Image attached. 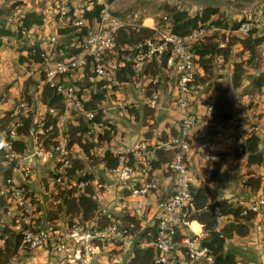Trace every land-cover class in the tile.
Masks as SVG:
<instances>
[{"label": "rangeland", "instance_id": "obj_1", "mask_svg": "<svg viewBox=\"0 0 264 264\" xmlns=\"http://www.w3.org/2000/svg\"><path fill=\"white\" fill-rule=\"evenodd\" d=\"M217 1L218 0H216V2ZM15 2L19 3L18 6L10 8ZM207 2L208 0H113L111 3L109 0H0V11L5 8H10V11L0 14V21L12 30H16L19 18L27 11L35 10L45 16L44 24L41 26H34L31 32L25 34L24 39H17L16 36L5 38L3 46L0 47V115L5 111H13L17 108L19 102L25 99L31 106L29 114L32 113L33 118H36L38 121L37 125L40 124L37 128H43L45 114L48 112L47 105L42 99L43 87L47 81V70L53 68L55 62L62 60L67 56H71L70 53L73 52V50L78 49V47H76L78 39H73L70 37V34L65 35L60 33V28H62L69 20V14L72 10L76 9V12L80 14L81 10L92 9L95 3L103 4L104 6L107 4L109 11L112 14L120 16L122 19H126L129 22L138 23L145 18H152L156 23L165 25V17L168 15V7L187 10L192 16H194L202 10ZM218 7L223 10L222 7ZM250 10L253 11L252 19L250 20L258 27V13H256L255 8ZM224 13L227 16V12L224 11ZM243 17H246V13L238 17L227 16L228 20L232 22L238 21ZM101 22V18L99 20L96 19L90 23V27L97 29L98 26L100 27ZM150 23L151 21H147V24ZM258 28L260 29V27ZM214 31V29L208 30L205 35L201 36L199 41L203 42L205 36ZM238 34L243 36L245 35V32L244 30H239ZM52 36H56L57 39L53 41L51 39ZM157 39L158 35L155 33L154 40L152 41L156 42ZM32 42L41 45L45 52V56L49 58V63L38 64L27 60L24 62L19 60L21 55L26 56L27 54L25 51L21 52L23 46L26 43ZM131 48L132 47L127 46L122 48L117 47L115 50L108 52L105 55V61L107 65L110 66L109 68L116 70L111 67L115 66L116 68L121 69L124 64L126 66L128 62H133L136 53L132 54L135 52V49L130 51ZM124 49H128V51L126 52ZM192 50L194 51L195 47H193ZM261 50L263 59L258 64V67H253L248 64L244 65L243 79L240 86H236L233 82L234 62L236 60H245L247 56L243 53L240 54V52H242V47L236 44L233 45V55L229 58L227 63H222V59H220L219 56L214 58L213 74H211L210 77L206 75L203 70L201 71L200 69H197L198 73L196 80L193 83V91L194 95H196L194 104H196L197 107H203V105L209 102V100H216V86L219 83H222L223 88H226L227 90V96L234 104L235 117L232 119L230 125H225V123H223V126L232 127L240 123L249 124L256 129L258 136L262 139V150L264 151V86L260 91H254L256 90L255 84L259 76H264L263 46L261 47ZM167 68L168 66L165 67V69ZM120 69H117V72ZM164 70L162 71V74L159 75V82L157 84L161 83V78L163 80L171 78L169 77L170 75H166L167 73ZM171 70L174 69L172 68ZM135 74L136 73L134 72L133 75L129 76L128 80L120 85L119 90L113 88V92L108 93V98L106 97L107 99L105 101L107 109L105 111V116H108L106 120H109L115 125V133H117L118 127L122 129L121 142L127 140L126 142L129 143V148H131L128 151L118 152V154L124 155L123 159L121 157L122 161L125 163L128 152L136 153L135 151H138L139 159H135L133 165L129 166L132 168L135 166V168L141 172L145 170L147 165H149V159L155 158L156 150L161 148L166 149V146L162 143L163 141H158L157 136H161L163 132H169L171 136L172 134L177 135L180 131L181 120L176 113L173 114L167 109L166 113L165 111L161 113L160 109L163 107L161 100L160 109H155V113L158 111L157 115L150 114L149 111L145 110L144 107L147 106H144L145 92L149 89L151 90V88H156L157 85L150 81L148 75L136 76ZM56 80L64 83H71L78 88H80L79 86H81V84H84V87L81 86L80 88V94L83 95V93H88V95L91 96L95 91H99L98 87H95L99 82H110L104 79L99 80L93 70V65L91 64L81 70L78 69L74 72L70 71L65 74H57ZM138 84L140 85L138 86ZM141 88H143L145 92L140 91ZM251 92L256 93L252 94ZM120 108H122V110H120ZM68 114L69 115L66 113L61 118L59 117L58 120V122H61V125L64 124L66 126L67 131L70 124L77 123V118L83 117L77 115L78 111L74 107L69 108ZM195 114L197 115V111ZM34 124L36 125V123ZM196 125H202L204 133L208 130L207 134L210 135L219 132L217 126L213 124L212 120L201 119L200 122L195 123V126ZM143 131H147L145 135ZM92 132L94 136H96L100 131L94 128ZM58 134H60L59 130L54 129L53 127V129L44 131V134H40V138L42 139L41 141L44 146L49 148L56 142L54 137ZM96 137H98V135ZM199 138L200 137H194V140L197 141ZM212 141V137L207 139L206 135L201 142L205 145L208 143L211 145V143L213 144L216 142ZM27 148H30V146ZM206 148L208 149V145ZM213 149L214 148H212V150ZM102 150V144L98 145V147L93 150L94 156L96 155L94 157L96 158L95 160H98L100 156H102ZM73 151L78 162L75 164L73 170L70 171L66 184H55L49 180L51 175L49 165L38 163L36 166L32 167V173L30 178H28L26 186L28 189L33 190L41 200V205L39 203L40 201L38 202L39 211H37L35 216L28 217L18 214L15 209L11 208L12 204L10 202L6 199H0V236L4 234V228L6 227L14 233L12 237L10 234L6 237L15 239L17 233L24 236L18 248L14 247L12 249L15 253L8 264H69L66 256L55 252L52 240H48L42 247H35L32 246L33 236H36L42 229L48 230L49 232L56 229L65 230L67 229V225H72L73 223L81 224L86 227L93 225L91 221L80 220L77 215H75V217L67 215L65 212L66 206L63 203L61 195L64 191L69 189H72L75 193L83 192L85 188L84 186H79V178L84 172H91L94 174L95 180L92 181L93 185L98 189L101 188V190L106 189L110 185L109 180L112 175L108 174V170L105 169V166H103L101 161L93 164V159H89L80 146H73ZM210 152L212 151L210 150ZM243 152L235 150L232 156L222 160V162L215 163L214 167L210 164L203 167V172L212 169L210 180L213 181L212 193L214 200L216 198H228L233 202L241 203V201H247L248 203H251L257 202V200L264 195V162L262 164L250 166L247 162V156L244 155ZM172 154L173 152L171 151V155ZM165 166L168 170V165ZM135 168L133 170H136ZM168 172L169 170L165 172V174H168ZM196 174V179L202 178L199 175L200 173ZM117 176L120 178V186L125 185L126 187H129L131 184H134L133 179H131L133 182L130 180L125 181L121 180L120 174ZM134 176L137 175L134 174ZM160 176L163 177L162 175ZM251 176L259 177L261 179L262 185L259 189H254L245 184ZM2 181L3 176L0 174V183ZM204 183L205 182L203 181L200 184ZM195 184L196 181L192 183V187H196ZM124 190L125 189H123V192ZM126 193L128 194L129 190L126 189ZM151 195H155L157 199H160V195L156 190L151 192ZM95 200L97 202L101 201V199ZM112 201L119 205L120 203H123V198H120L118 195L117 198L112 199ZM113 202L107 203L106 205L102 202L99 207V213L109 212L113 218L118 217L123 220L124 216L128 214V211L118 212V209L114 208L115 204ZM128 208L129 207L125 206L122 209L128 210ZM155 209V198L151 203L148 202L147 204L141 205L142 218L145 220L151 219L149 223H152L156 216L154 213ZM258 215L259 214H257L256 218L253 220L252 227L256 236L261 235L260 237L263 241L262 255H264V214L259 215L260 219L258 218ZM115 220H117V218ZM225 220L226 218H219V224L224 223ZM99 225L101 227L105 226L103 224ZM184 232H188L186 227L184 228ZM234 237H237V241L240 239L237 235ZM136 239L137 237L134 236L132 242H130L127 239L124 240L123 238L115 237L113 235L108 236V238H105L102 243L113 242L114 244L106 245V248L102 247L101 249L105 252L108 262L103 260L99 261L98 264H125L131 250H133V245ZM125 241L130 245H127V250L125 247L118 249L117 244H124ZM253 241L257 240L254 239ZM97 243H101V241H98ZM4 245L5 241L0 239V246ZM101 245L102 244H100V246ZM236 246V241L232 242L231 239L226 243V248ZM115 258L119 260H115ZM244 260L247 259L245 258Z\"/></svg>", "mask_w": 264, "mask_h": 264}, {"label": "built area", "instance_id": "obj_2", "mask_svg": "<svg viewBox=\"0 0 264 264\" xmlns=\"http://www.w3.org/2000/svg\"><path fill=\"white\" fill-rule=\"evenodd\" d=\"M252 13V10L246 12L247 18H245L247 21L240 28V30H244L245 34L252 26H255L254 22L250 20L252 19ZM101 20L99 28L94 29L89 27L83 38L76 43L77 47L82 48L79 53L55 62L53 68L47 70L46 82L63 97L65 102V113L63 115L68 113L70 107H74L78 111L77 115L83 116L86 121H91L95 118L96 112L86 109L84 105L92 97L88 93L80 94V88L81 86L84 87V85L81 84L80 88H78L71 83L57 81L56 75L84 69L91 63L99 80L110 81H103L105 85L106 83H110L120 86L124 83L117 78V69L120 68L111 66L116 70L110 69V66L105 61V55L116 49V38L119 30L126 26L140 25L153 28L156 31L158 35L156 42L146 39L144 42L138 44V52L132 64L133 72L136 73V76H146L147 74L144 73V69L150 61L154 59L160 60L164 55L167 56L168 68H173L176 71L177 78L174 83L176 93L171 105L173 109L180 112L181 125L179 133L172 137L171 140L163 143L166 149L174 150L173 159L166 165H168V170L175 187L173 193L161 201L159 205L160 213L157 217L159 233L157 240L153 242L155 249L154 264H169L174 250L178 247H182L186 255L181 264H215V257L210 248L202 244V239L205 235L204 228L202 229L203 224L198 220L189 219L190 213L194 210L192 194L194 174L191 169L193 153L198 155L207 164L218 159V156L212 154L206 148L207 144L195 141L191 133V129L195 126L196 122H200L201 119L211 120L215 113L214 99L204 104L205 111L203 113H197L196 115L190 108V100L194 95L193 83L198 73L197 69L202 71L200 65L196 62L198 58L197 54L192 48L208 30L200 27L186 36H181L171 31L167 17H165V25L158 24L155 21L147 24L145 20L140 24L132 23L112 14L107 4L101 10ZM75 24L82 27L87 25L88 22L80 18ZM51 39L55 41L57 38L56 36H52ZM48 59L45 56L44 63H49ZM124 66L125 64L122 67ZM152 82L157 87L151 88L148 104L156 108L160 100L159 84H157L159 77L154 78ZM30 110L31 106L27 100L23 99L20 101L17 108L12 111L11 116L14 118V122L8 130L0 131V140L6 141L3 148L5 156L9 160H16L17 162L11 176L5 180L3 179L0 183V199H6L12 204L11 208L15 209L18 214L28 217L35 216L37 211H39V203L41 205L38 195L26 186L28 178H30L32 173V167L38 163L49 165V171L51 172L49 180L55 184H66L70 171L73 170L76 162L73 146H69L67 128L64 124L61 125V122L57 124L60 134L54 137L56 142L47 148L42 143L40 134L53 129V126L45 128L43 124V128L38 129L37 127L40 124L37 125L38 121L36 118H33L30 135L33 147L27 148L24 152H19L14 148V140L19 139L18 128L23 126V119L29 116ZM216 126L222 139L234 145L235 150L239 152L244 151L247 139L251 135L257 134V131H254L255 128L244 123L232 127ZM94 128L102 131V127L98 123H95L88 132V136L92 135ZM150 160L145 170L141 171L144 174L142 180L134 186L130 185L127 187L131 190L133 196L144 198L131 212V216L135 217L137 221H141L139 218L142 216L141 205L148 203L147 196L159 189L161 183L160 179L149 171L151 169ZM132 171L133 168L127 164H120L117 168L112 169L114 174H120L121 180L125 181L132 179ZM88 183V181H80L79 186H84L85 188ZM94 198L103 199L104 194H94ZM144 200L145 202H143ZM245 206L249 210L256 212V214H264V195L257 202H251ZM194 221L200 224V230H196L192 226V222ZM185 227L188 232H184ZM145 228L146 225L140 226L139 224L138 227L134 221L124 222L122 219L110 220L102 227L99 224L86 227L73 223L72 225H67V229L65 230L56 229L49 232L42 229L36 236H33L32 246L42 247L48 240H52L55 252L66 256L69 264H93L94 249L97 248L98 241L104 242L105 238L113 235L132 242V238Z\"/></svg>", "mask_w": 264, "mask_h": 264}, {"label": "trees", "instance_id": "obj_3", "mask_svg": "<svg viewBox=\"0 0 264 264\" xmlns=\"http://www.w3.org/2000/svg\"><path fill=\"white\" fill-rule=\"evenodd\" d=\"M113 0H109L111 3ZM19 3L15 2L10 8H15ZM104 7L103 4L95 3L92 9L81 10L80 14L76 12V9L72 10L69 14V20L65 25L60 28V33L70 34L73 39L81 40L83 35L89 30L90 23L96 19L101 18V10ZM10 8H5L0 11L5 13L10 11ZM169 21V28L174 33L181 36H186L194 30L204 27L207 30L214 29L215 31L205 36L203 42H196L195 53L197 54L196 62L200 65L206 75L210 77L213 74L214 58L219 56L222 59V63H227L229 58L233 55V45H240L242 52L247 56L245 60H236L234 62V75L233 82L236 86H240L243 79L244 65L248 64L253 67H258L261 62L262 50L264 47V32L258 27L252 26L245 35L238 34L241 26L247 21L245 17L240 18L238 21H229L226 14L218 6L212 4H206L202 10L192 16L187 10L177 9L176 7L167 8ZM83 18L88 22L87 25L79 27L75 22ZM45 16L35 10L27 11L19 18L16 30H12L0 21V47L4 44V39L16 36L17 39H24L25 34L31 32L34 26H41L44 24ZM142 22H138L139 24ZM221 31V32H220ZM156 31L153 28L145 26H126L119 30L116 42L117 47H132L130 51L135 49V54L138 52V44L144 42L146 39L154 40ZM77 47V46H76ZM193 49V48H192ZM82 48L73 50L70 55L79 53ZM25 51L26 56L21 55L20 61H29L32 63H44L45 52L41 45L36 42L26 43L21 52ZM128 51V49H124ZM137 51V52H136ZM133 62H128L126 66L122 67L118 73L117 78L124 82L128 80V77L133 75V69L131 67ZM91 64V63H89ZM88 64V65H89ZM87 65V66H88ZM167 66V56L164 55L160 61L154 59L150 61L145 69L144 73L149 75L151 82L154 78L160 75L162 69ZM104 82H99L97 87L99 91H95L89 101L85 102L86 109L96 112V116L91 121H86L83 117L77 119V123L70 124L67 134L69 140V146L78 145L82 148L84 154L93 159V164L101 161L108 169L117 168L121 163V157L123 154H115L110 147H106L102 156L98 160H95L93 150L102 144L104 146L111 140L112 134L115 131V125L110 121L103 119V108L101 103L106 98V89L103 87ZM264 86V76H259L255 87L260 91ZM256 92H251L256 93ZM147 96H150L151 90L146 92ZM216 100L214 101L215 113L212 116V122L214 125H222L231 121L234 117V104L227 96L226 88H223L222 83L216 86ZM42 99L47 105L48 112L45 114L43 121L45 128L53 126L57 129L59 117L65 113V102L63 97L57 93L55 88L51 87L48 82H45L42 92ZM152 114V113H150ZM12 110L5 111L0 115V131L8 130L11 124L14 122L12 118ZM24 124L18 128L19 139L14 140V148L19 152H24L28 145L25 138L30 137L33 115L29 114L28 117L23 119ZM95 123H98L102 128V132H98L97 141L90 140L87 136L88 132L92 129ZM175 134V133H174ZM86 135V136H85ZM92 135L94 136L93 132ZM163 142L168 141L169 135L165 132L158 137ZM171 151L173 154L171 155ZM156 156L150 160L151 169L150 172L157 168H162L164 164L171 161L174 156V150L171 149H159L155 151ZM244 155L247 156L248 165L262 164L264 162V151L262 150V139L257 134L251 135L244 148ZM221 159H226L229 155L225 152H217ZM127 165H133L135 162L134 152H128L126 155ZM78 162L76 160L75 164ZM16 160H9L3 151L0 149V174L3 179H7L11 176L13 168L16 165ZM75 167V166H74ZM95 176L91 172H84L79 178V181L94 180ZM213 178V177H212ZM212 180H210L211 182ZM208 181L207 184L200 185L199 187H192L194 210L190 213V220H198L203 224L204 238L202 244L210 248L212 254L215 257V264H239L236 259L235 253L226 248V243L234 236H246L250 233L253 226V220L256 218V212L249 210L240 202H233L228 198L218 199L214 202L211 201L212 187ZM245 184L254 189H259L262 185L259 177L251 176L245 182ZM61 198L66 206V214L71 217H77L80 220L88 221L97 218L98 224L105 225L110 218L108 216L99 215L98 202L94 198V188L91 184L85 186V190L81 193H75L72 189L66 190L62 193ZM246 211V213H245ZM219 218H226L224 223L219 224ZM125 221H134L136 226L139 227V220L131 215L124 217ZM195 222V221H194ZM158 219H155L152 225L147 226L141 230L133 245V255L128 264H154L155 249L153 242L157 240L159 229L157 226ZM199 228L200 224L195 222ZM8 234L12 237L14 233L8 228H4V234L0 236V239L5 241L4 246H0V264H8L11 257L15 253L12 250L14 247L18 248L21 244L24 236L17 233L15 239L6 237ZM195 237V235H193ZM12 239V241H11ZM144 245V246H142ZM249 264V263H241Z\"/></svg>", "mask_w": 264, "mask_h": 264}, {"label": "crops", "instance_id": "obj_4", "mask_svg": "<svg viewBox=\"0 0 264 264\" xmlns=\"http://www.w3.org/2000/svg\"><path fill=\"white\" fill-rule=\"evenodd\" d=\"M206 4H212V5H216V6L219 4L218 6L222 7V9L227 12V16H229V17H238V16L243 15L244 13H246L248 10H250L252 8H255L256 9V13H258V23H259L260 30L262 32H264V15H263V13H264V0H218L217 2H216V0H208V2ZM143 20H145L146 23H147V21H151V22L154 21V19H152V18H145ZM158 61H160V60H158ZM164 69L165 68H163L162 71ZM171 69L172 68H167V69L164 70L167 73L166 75H168V76L170 75L169 77H171V78L168 79V80H163L161 78V83L158 85V90L160 92V100H161V103H162V106H163V107H161V109H160V100H159L158 107L153 108V107L149 106V104H148L149 96H147L145 90L143 88H141V90H140V91H144L145 92L144 106L145 105H147V106H145L144 108H145V110L149 111L152 114H156L157 115L158 111H156V113H155V109L156 110L160 109L161 113H163V111H165V113H166L167 110H168V111H170L173 114L176 113L180 117V112H178L177 110L173 109L172 105H171V102H172L173 98L175 97V93H176L174 83H175L176 78H177L176 77V71L175 70H171ZM161 74H162V72L160 73V75ZM158 77H160V76H158ZM169 83H171L173 85H170ZM82 85H84V84H82ZM139 85L140 84H138V86ZM95 87L97 88V86H95ZM103 87L106 89V97L107 98H108V93H112L113 92V88L118 89V90L120 88V86L115 87V85H112L110 83H108V84L106 83V85L104 84ZM107 98H105V100H103V102L101 103V107L103 108V119H105V120L108 118V116H105V111L107 110L106 106H105V101H106ZM195 98H196V95H193L191 97L190 108L194 112L197 111V113H203L205 111V105H203V107H201V106L197 107V105L194 104L195 103L194 102ZM120 110H122V108H120ZM145 114H146V112H145ZM67 115H69V114L67 113ZM145 116H147V115H145ZM231 123H232V120L227 122L225 125H228V124L230 125ZM220 126H223V124L220 125ZM223 127H225V126H223ZM95 129H98V128H95ZM102 131H103V128H102ZM102 131H100V132H102ZM115 131H116V128H115ZM115 131L112 134L111 140L108 141L107 144H105L103 146V150H102L103 152H104L106 147H110L111 150L115 154H118V152H121V151H128L129 149H131V148H129V143L126 142L127 140L125 142L124 141L121 142L122 129L118 127L117 128V133H115ZM146 132L147 131L144 132V135H145ZM165 133H167L169 135V137L171 136V134H169V132H165ZM191 133H192V135L194 137H200L197 141H202L203 137L206 136V135H207V139H210L212 137L213 141H216L213 144L211 143V145L209 143L207 144L208 145V150L209 151L211 150L212 154L218 156L217 160L208 163V164L212 165L213 167H214L215 163H219V162H222V160H224V159H221V157L217 154V152L228 153L229 155L227 156V158L232 156V154L235 152V146L232 145V144L227 143L226 141H224L222 139V137H221L220 132H217L214 135H210V134H207L208 130H207L206 133H204V131L202 130V125H196V126H194L191 129ZM257 135H258V132H257ZM96 136H88V138L90 140L97 141V137ZM173 136H176V135L172 134V136L168 139V141L171 140V138ZM158 137L159 136H157V139H158ZM25 140L27 141V145L30 146V148H32L33 147L32 139L30 137H28V138H25ZM158 141H162V140L158 139ZM162 143H165V142H162ZM212 148H214V149L212 150ZM103 152H102V154H103ZM135 152H136V153H134L135 159H139L138 158V151H135ZM123 158H124V156H122V159ZM122 159H121V163L120 164H125L124 161H122ZM102 164H103V166H105L104 163H102ZM208 164L204 160H201L198 157V155L193 153V156L191 158V169L193 171L194 179L196 181V184H195L196 187H199L200 185H203V184H200L203 181L205 182L204 184H207L208 181L210 180V175L212 173V169L211 170H207L205 172L202 171L203 167L208 166ZM165 165L166 164H164L162 168H157V169H154L153 171H151V174L157 176L161 180L160 181L161 182L160 183L161 187H160V189L156 190L157 193L160 195V199H157V197L155 195H151V194H149L147 196V200H148L149 203H151V201L155 198L156 209H155L154 213L156 214V216H155V218L153 217L154 219H153L152 223L151 222L149 223V221L151 219L150 220H145V219L142 218V216L139 217L140 220H141V221H138L140 226L141 225L142 226L146 225V227H147V226L152 225L154 223L155 219H157V217H158V215L160 213V206H159L160 202L163 201L168 196H170L173 193V191H174V187H175L174 186V182L172 181V177L170 175V172H168V174H165V172L168 171L166 169ZM134 168H135V166L133 167V169ZM105 169L108 170V174L112 175L110 180H109L110 185L106 188V189H108L107 191H105L106 189L101 190V188H99V189L96 188L95 185H93V182H92L93 180L88 181L89 182L88 184H91L93 186L95 195L100 194V193L104 194V198L101 199V201H98V203H99L98 206L100 207V204L102 202H104L103 203L104 205H106L107 203L113 202L112 199H116L117 196L119 195L120 198H123V203H120V204L118 203L119 205H117V204H115V202H113L115 204L114 208L118 209V212H121V211L127 212L128 211V215H131V212L133 211V208L135 206H137V204L140 201H142L144 198L140 197V196L139 197L138 196H133L131 194V190L128 189L125 185L124 186H120L119 185L120 178L117 176V174H114L111 169H108L106 167H105ZM132 173H133L132 179L134 180V184H131V186H134L135 184H138L142 180V178L144 177V174H143V172H140L137 169L133 170ZM196 173H200L199 175L202 178L196 179V175H197ZM134 174L137 175V176H134ZM160 175H162L163 177H161ZM94 180H95V178H94ZM130 181H132V180H130ZM212 183H213V181L210 182L211 187H212ZM123 189H125L124 192H123ZM126 189L129 190L128 194L126 193ZM121 191H122V193H121ZM218 199L219 198H216L214 200L213 199V193H212L211 201L214 202V201H216ZM157 201H158V203H157ZM143 202H145V200ZM241 203L244 204V205H248L249 204L247 201L246 202L245 201H241ZM125 206L129 207L128 210L122 209ZM107 209H110V208H107ZM98 213H99V209H98ZM101 214L104 215V216H108L110 218V220H114L116 218H117V220L120 219L118 217H114L113 218L111 216V213H109V212L99 213V215H101ZM258 218H259V215H258ZM123 220H124V218H123ZM88 221H91L92 224H97L98 225L97 218H94L93 220H88ZM124 222H126V221L124 220ZM253 230L254 229L252 227V230H251V232L248 235H246L244 237L243 236H239L240 239L238 241H237V237H233L235 239H231V241L232 242L236 241L237 246L236 247L227 248L231 252L235 253L236 259L238 260L239 264H241V263L264 264V260H263L264 259V255H262V253H263L262 252L263 251V249H262L263 241L261 240V237H260L261 235L256 236L255 233H254L255 231H253ZM136 237H138V234H137ZM254 239H256L257 241H253ZM100 244H102V245L100 246ZM110 244H114V243L113 242H111V243H107V242L98 243L97 248L94 249L95 253H94V258H93V264H98L99 261H103V260H106L108 262L105 252L103 250H101V249H102V247L106 248V245H110ZM127 245H129V244H128L127 241H125V243L121 244V245H119V243H118L117 247H118V249L121 248V247H125V249L127 250ZM132 255H133V250H131L130 255L128 256V260L126 261L125 264H128V262L131 259ZM185 257H186V255L183 252V248L182 247H178V248H176L174 250L173 255L171 256V261L169 262V264H181V261L184 260ZM245 258L247 260H244ZM115 260H119V259L115 258Z\"/></svg>", "mask_w": 264, "mask_h": 264}, {"label": "clouds", "instance_id": "obj_5", "mask_svg": "<svg viewBox=\"0 0 264 264\" xmlns=\"http://www.w3.org/2000/svg\"><path fill=\"white\" fill-rule=\"evenodd\" d=\"M6 141L0 140V149H3L5 147Z\"/></svg>", "mask_w": 264, "mask_h": 264}, {"label": "bare ground", "instance_id": "obj_6", "mask_svg": "<svg viewBox=\"0 0 264 264\" xmlns=\"http://www.w3.org/2000/svg\"><path fill=\"white\" fill-rule=\"evenodd\" d=\"M192 226H193L196 230H200L199 226H198L195 222H192Z\"/></svg>", "mask_w": 264, "mask_h": 264}]
</instances>
